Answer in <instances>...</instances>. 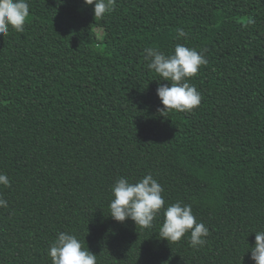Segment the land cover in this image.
<instances>
[{"label":"trees","instance_id":"1","mask_svg":"<svg viewBox=\"0 0 264 264\" xmlns=\"http://www.w3.org/2000/svg\"><path fill=\"white\" fill-rule=\"evenodd\" d=\"M28 3L24 31L0 36V173L10 180L0 185L8 202L0 264H52L60 232L97 264H255L249 249L264 231V0H116L102 19L83 0ZM220 14L232 22L216 29ZM177 44L208 61L189 80L202 100L164 117L144 49L172 54ZM51 107H67L93 131ZM149 173L165 207L191 205L209 229L203 246L191 247L190 234L160 239L163 212L149 229L109 216L115 181Z\"/></svg>","mask_w":264,"mask_h":264},{"label":"clouds","instance_id":"2","mask_svg":"<svg viewBox=\"0 0 264 264\" xmlns=\"http://www.w3.org/2000/svg\"><path fill=\"white\" fill-rule=\"evenodd\" d=\"M83 3L94 6V17L102 19L114 10L116 0H83ZM29 15L28 0H0V36H6L10 29L22 33ZM188 35L184 28H177L178 37L187 38ZM144 53L147 68L160 78L156 91L163 106L158 109L162 116L167 117L173 111L191 112L201 104L202 96L189 80L198 74L201 66L207 64L203 53L183 44H177L172 54L154 48H145ZM160 81L168 83L161 84ZM0 185L10 186L6 174L0 173ZM163 191L161 184L150 173L135 183L120 177L111 189L109 216L120 223L130 219L136 227L149 229L163 212L164 220L158 233L160 239L169 244L179 242L190 234L191 247L203 246L209 229L197 221L191 205L177 201L165 207ZM7 206V200L0 196V208ZM254 233L255 244L249 249L250 258L255 264H264V231ZM48 256L52 264H97V255L89 251L74 234L66 232H60L50 244Z\"/></svg>","mask_w":264,"mask_h":264},{"label":"rangeland","instance_id":"3","mask_svg":"<svg viewBox=\"0 0 264 264\" xmlns=\"http://www.w3.org/2000/svg\"><path fill=\"white\" fill-rule=\"evenodd\" d=\"M231 22L232 19H225L223 15L220 14L217 15L216 19L214 20V25L216 26V29H222L225 26L230 25ZM50 109L51 112H53V114L57 117V119L72 123L80 130L81 133L87 134L93 131V129L89 126L85 119H83L79 114L75 113L74 111L69 110L67 107H51Z\"/></svg>","mask_w":264,"mask_h":264}]
</instances>
